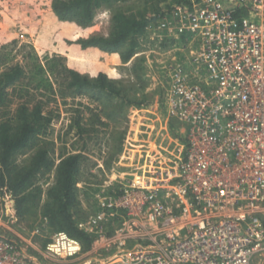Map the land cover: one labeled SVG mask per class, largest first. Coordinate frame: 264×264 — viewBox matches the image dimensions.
<instances>
[{"label": "built area", "instance_id": "built-area-1", "mask_svg": "<svg viewBox=\"0 0 264 264\" xmlns=\"http://www.w3.org/2000/svg\"><path fill=\"white\" fill-rule=\"evenodd\" d=\"M238 3L246 13L221 0H178L157 17V28L196 46L189 68L172 65L163 76L179 147L165 158L150 149L137 163L120 156L115 188L78 221L89 249L49 231L38 250L9 225L13 198L4 193L0 264H262L264 0ZM47 230L44 220L32 237Z\"/></svg>", "mask_w": 264, "mask_h": 264}, {"label": "rangeland", "instance_id": "rangeland-1", "mask_svg": "<svg viewBox=\"0 0 264 264\" xmlns=\"http://www.w3.org/2000/svg\"><path fill=\"white\" fill-rule=\"evenodd\" d=\"M176 1L112 0L109 5L103 4L95 10L88 26H80L58 20L52 11L51 0H0V57L4 62L0 67L19 64L26 74L23 81L8 89L10 104L6 108L11 110L30 97L41 101L44 114L50 117L48 133L43 136V141L51 142L50 152L54 159L68 152H82L87 157L78 182L82 217L96 210L98 194L115 188L122 173L117 166L120 155L126 154L128 162L137 163L150 149L156 158H165L174 154L173 148L179 147L176 143L180 140L177 133L180 128H174L175 124L166 113L163 76L172 65L184 64L189 68L196 46L191 45L186 37L157 28V18L135 37L136 47L127 62H122L118 51L81 49L74 40L94 34L107 35L111 28L112 11L117 5L126 12L147 8L150 17L156 14V10L166 11ZM63 67L90 75L103 70L125 87L123 98L113 102L102 100L106 105L102 108L96 96L84 91L72 93L66 90L60 80L62 74H58ZM111 109L118 110V122L105 118L104 111L107 113ZM96 114L108 124H99ZM77 118L78 125L88 130L80 132ZM122 130L125 131L122 149L107 165L105 161L112 152V134ZM24 156L19 155L18 161ZM52 181L53 171L38 178L37 183L45 190ZM43 200L44 196L40 202ZM11 207L13 210L14 203ZM6 209L7 204L0 190V213L4 214ZM13 214L14 220L9 223L13 230L30 238L38 250H43L51 230L44 231L43 236L32 237L34 229L46 220L41 214V207L34 208L23 217L15 215L14 211ZM3 220L6 222L9 217L4 215ZM0 230L3 228L0 227ZM18 243L22 249L25 247L23 241ZM25 248L32 253L37 252L36 249ZM87 249L82 248V252ZM261 262L264 264V257Z\"/></svg>", "mask_w": 264, "mask_h": 264}, {"label": "trees", "instance_id": "trees-1", "mask_svg": "<svg viewBox=\"0 0 264 264\" xmlns=\"http://www.w3.org/2000/svg\"><path fill=\"white\" fill-rule=\"evenodd\" d=\"M111 1L51 0L50 4L58 20L88 26L93 20L95 10L103 4L109 5ZM221 1L227 9H233L236 15L247 12L241 4L238 7V0ZM155 13L149 17L147 8L143 11L126 12L117 5L113 8L111 28L107 35L94 34L78 37L74 42L81 49L98 48L103 51H118L122 62H127L136 47L135 37L144 32L151 20L163 14L157 10ZM3 63L0 57V66ZM1 67L0 190L3 194H11L15 215L23 217L40 206L41 214L47 220L51 231H64L70 237L77 239L83 249H87L91 238L78 225L79 219L84 218L83 215L81 216L78 182L88 159L82 152L61 153L57 159H54L50 152L51 142L43 141V136L48 133L50 117L44 114L41 101H34V98L30 97L17 103L13 109L7 110L6 106L10 104L8 89L23 81L26 74L19 64ZM58 74H62L60 80L63 81L66 90L72 93L88 92L100 100L102 108L106 106L102 100L113 102L114 99L117 100L123 96L122 92L125 89L119 80L109 77L103 70L90 75L73 68L63 67ZM30 95L33 96V94ZM130 103L133 104V102ZM118 114L116 109H111L107 113L104 111L105 118L114 123L118 122L116 116ZM79 118L76 123L80 132L88 130L78 125ZM95 119L99 124H108L107 120H103L97 114ZM111 138L112 152L105 161L107 165L122 149L125 131H118L112 134ZM19 155L25 156L18 161ZM51 171H53V181L43 190L37 180ZM42 196L44 200L41 203Z\"/></svg>", "mask_w": 264, "mask_h": 264}, {"label": "crops", "instance_id": "crops-1", "mask_svg": "<svg viewBox=\"0 0 264 264\" xmlns=\"http://www.w3.org/2000/svg\"><path fill=\"white\" fill-rule=\"evenodd\" d=\"M121 156V155H120ZM120 156L118 157V159L120 158Z\"/></svg>", "mask_w": 264, "mask_h": 264}]
</instances>
